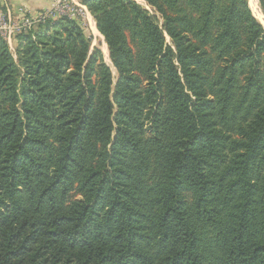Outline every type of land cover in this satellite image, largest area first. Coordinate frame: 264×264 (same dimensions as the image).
<instances>
[{
  "label": "trees",
  "instance_id": "trees-1",
  "mask_svg": "<svg viewBox=\"0 0 264 264\" xmlns=\"http://www.w3.org/2000/svg\"><path fill=\"white\" fill-rule=\"evenodd\" d=\"M141 1L0 38V264H264V28Z\"/></svg>",
  "mask_w": 264,
  "mask_h": 264
},
{
  "label": "built area",
  "instance_id": "built-area-1",
  "mask_svg": "<svg viewBox=\"0 0 264 264\" xmlns=\"http://www.w3.org/2000/svg\"><path fill=\"white\" fill-rule=\"evenodd\" d=\"M60 18L85 25L90 23L92 17L81 0H48V6L33 15L21 8L11 9L5 1H2L0 3V38L10 44L16 36L29 32L38 24Z\"/></svg>",
  "mask_w": 264,
  "mask_h": 264
},
{
  "label": "rangeland",
  "instance_id": "rangeland-1",
  "mask_svg": "<svg viewBox=\"0 0 264 264\" xmlns=\"http://www.w3.org/2000/svg\"><path fill=\"white\" fill-rule=\"evenodd\" d=\"M136 2H138L140 5H142V6H144L146 9H148L149 10V7H147L146 5H145V3L143 2V1H141V0H135ZM253 1V2H252ZM257 5V7H258V9H259V11H261L260 10V8H259V4H258V0H248V6H249V9H250V11H251V9H252V7L251 6H253V5H255V4ZM253 4V5H252ZM251 7V8H250ZM251 13H252V11H251ZM261 13V12H260ZM262 14V13H261ZM253 15V14H252ZM264 16V15H263ZM255 18V17H254ZM256 19V18H255ZM257 20V19H256ZM94 21H90V25L89 24H85V25H83V24H81L82 26H83V28L85 29V33L88 35V36H90V38H91V40H90V50H93V49H99L101 52H102V60H103V62L107 65V66H109V67H111V69H112V73H113V75L115 74V71H114V69L112 68V66H111V63H110V60H109V56H108V51H107V46H105L106 44H104L105 42H104V40H103V37H101L100 36V34L97 32V30H96V32H92V29H90L91 28V25L93 24L94 25V23H93ZM261 26L264 28V26L261 24ZM95 27V26H94ZM96 29V28H95ZM31 31V30H30ZM98 34V35H97ZM15 39L16 38H14L13 40H12V42L9 44V43H7L6 41H4L5 43H6V46H7V48L9 49V51H10V53H12V56H13V60H14V62L16 63L17 62V56H16V54H15V46H16V42H15Z\"/></svg>",
  "mask_w": 264,
  "mask_h": 264
},
{
  "label": "crops",
  "instance_id": "crops-1",
  "mask_svg": "<svg viewBox=\"0 0 264 264\" xmlns=\"http://www.w3.org/2000/svg\"><path fill=\"white\" fill-rule=\"evenodd\" d=\"M2 1H5L10 6L11 9L16 10L17 8H21L26 13H29L32 15L45 9L48 6V0H0V3ZM92 21H93V18H91V22ZM94 26H95V23H94Z\"/></svg>",
  "mask_w": 264,
  "mask_h": 264
},
{
  "label": "bare ground",
  "instance_id": "bare-ground-1",
  "mask_svg": "<svg viewBox=\"0 0 264 264\" xmlns=\"http://www.w3.org/2000/svg\"><path fill=\"white\" fill-rule=\"evenodd\" d=\"M252 2H253V1H252ZM254 4H255V3H254ZM252 5H253V4H252ZM251 7H252L251 11H252L253 16L257 19V21L259 22V24H262V25L264 26V16L260 13V11H259L257 5L255 4V5L251 6ZM251 7H250V8H251ZM90 29H92V32H93V31L96 32V29H95V27H94L93 24L91 25V28H90ZM97 35H98V34H97Z\"/></svg>",
  "mask_w": 264,
  "mask_h": 264
}]
</instances>
